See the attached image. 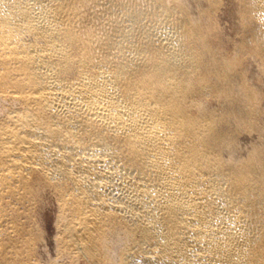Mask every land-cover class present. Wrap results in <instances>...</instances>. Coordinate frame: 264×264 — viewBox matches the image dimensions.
<instances>
[{
	"label": "bare ground",
	"instance_id": "obj_1",
	"mask_svg": "<svg viewBox=\"0 0 264 264\" xmlns=\"http://www.w3.org/2000/svg\"><path fill=\"white\" fill-rule=\"evenodd\" d=\"M0 264H264V0H0Z\"/></svg>",
	"mask_w": 264,
	"mask_h": 264
},
{
	"label": "rangeland",
	"instance_id": "obj_2",
	"mask_svg": "<svg viewBox=\"0 0 264 264\" xmlns=\"http://www.w3.org/2000/svg\"><path fill=\"white\" fill-rule=\"evenodd\" d=\"M48 206V207H47ZM52 206V207H51ZM47 207V208H46ZM50 208H52V209H49ZM53 208H55L54 207V205H53V203L52 202H49V203H46V205L44 206V208L42 209V213H38L37 214V219L39 220V222H38V224H39V226H40V230H41V233H42V231H43V233H42V240L44 241H41L42 242V249L43 250H45L46 251V253L48 254V256L50 257L51 255H53L54 253L52 252V250H53V243H52V241H51V239H53V235H54V233H53V231L55 230V229H53L55 226H54V216H55V212H53L54 211V209ZM45 209V210H44ZM41 212V211H40ZM47 212V213H46ZM51 212H52V215H51ZM44 213H46V214H44ZM50 213V214H49ZM44 215H45V217H44ZM52 216V217H51ZM43 217V218H42ZM51 218H53V219H51ZM41 219V220H40ZM37 220V221H38ZM42 224V225H41ZM52 224V225H51ZM54 226V227H53ZM53 233V234H52ZM50 237V238H49ZM52 237V238H51ZM47 239V240H46ZM46 243H48V244H46ZM52 243V244H51ZM45 246H44V245ZM49 245V246H48ZM47 248V250H46V248ZM50 247V248H49ZM52 249V250H51ZM52 253V254H51Z\"/></svg>",
	"mask_w": 264,
	"mask_h": 264
}]
</instances>
